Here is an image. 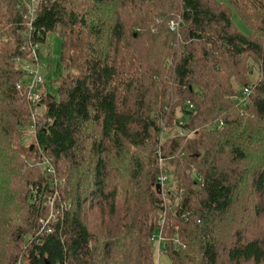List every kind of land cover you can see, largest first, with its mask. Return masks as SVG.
<instances>
[{
  "label": "trees",
  "instance_id": "obj_1",
  "mask_svg": "<svg viewBox=\"0 0 264 264\" xmlns=\"http://www.w3.org/2000/svg\"><path fill=\"white\" fill-rule=\"evenodd\" d=\"M22 1L0 0V264H158L156 232L170 264H264V0H36L31 27ZM50 33L33 117L15 60Z\"/></svg>",
  "mask_w": 264,
  "mask_h": 264
},
{
  "label": "rangeland",
  "instance_id": "obj_2",
  "mask_svg": "<svg viewBox=\"0 0 264 264\" xmlns=\"http://www.w3.org/2000/svg\"><path fill=\"white\" fill-rule=\"evenodd\" d=\"M215 1L219 3L227 4L226 0H215ZM22 8L24 9L23 5ZM24 14H25V9L23 10V16ZM232 20L236 29L239 32H241L244 35H249L251 33L250 30L243 24V22L239 19V17L235 13L232 14ZM174 21L175 20L169 22V29L171 28L170 24ZM176 36L177 38H179V31L176 33ZM60 49H61V40L57 33L48 34L45 42L40 44L38 47V55H37L38 72L43 80L41 86L39 87V92L42 94L45 92L55 94V86L52 84V80L57 78V76L63 74L62 68H59V70L57 69V62L60 55ZM15 61L16 64L18 65L17 60ZM28 81L29 79L27 78L25 83H27ZM32 142H33V138H31V136L27 134L25 130V133H23V140H22L23 145L28 147ZM160 250L161 252H159ZM154 254L158 264H170L169 258L162 251V247L160 246L158 247L157 232L155 233L154 236Z\"/></svg>",
  "mask_w": 264,
  "mask_h": 264
},
{
  "label": "built area",
  "instance_id": "obj_3",
  "mask_svg": "<svg viewBox=\"0 0 264 264\" xmlns=\"http://www.w3.org/2000/svg\"><path fill=\"white\" fill-rule=\"evenodd\" d=\"M22 2H23L22 5L25 9L24 18L28 26L31 27V23L34 21V18H35L37 1L30 0V2L26 3L23 0ZM170 27H171L170 29L172 32L177 33L178 28H179V22H172L170 24ZM37 50H38L37 43L35 44L29 43L30 53L25 57V59L17 60L18 67L25 73L26 79L27 78L29 79V81L26 83L25 96H26L28 108L33 117H34L35 112H37L36 108L38 107V104H39V95L37 91L43 82L42 77L39 75V72H38ZM21 88H22V85L19 83L17 85V89L21 90ZM248 94H249V90L244 89L243 96H247ZM34 130H35L34 125L30 126V131L34 132ZM42 165L44 167V170H46L48 174H54V170L51 166V159L43 158ZM158 181L161 185L166 181V177L164 175H160L158 177Z\"/></svg>",
  "mask_w": 264,
  "mask_h": 264
},
{
  "label": "water",
  "instance_id": "obj_4",
  "mask_svg": "<svg viewBox=\"0 0 264 264\" xmlns=\"http://www.w3.org/2000/svg\"><path fill=\"white\" fill-rule=\"evenodd\" d=\"M31 148H32V147H31ZM159 187H160L159 185L156 186L157 189H158Z\"/></svg>",
  "mask_w": 264,
  "mask_h": 264
}]
</instances>
